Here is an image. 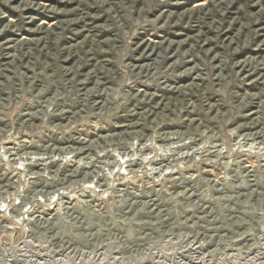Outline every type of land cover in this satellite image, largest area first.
Wrapping results in <instances>:
<instances>
[{"label":"clouds","instance_id":"9594fccd","mask_svg":"<svg viewBox=\"0 0 264 264\" xmlns=\"http://www.w3.org/2000/svg\"><path fill=\"white\" fill-rule=\"evenodd\" d=\"M5 4L19 16L8 23L0 10V56L21 49L23 56L42 53L39 62L30 58L22 65L33 75L17 90L35 110L13 113L25 117L17 135L67 129L85 149L91 139L84 137H95L106 159L117 151L127 159L128 172L109 179L100 154L81 157L85 164L95 161L88 183L99 175L115 189L110 199L89 203L80 199L85 191L79 186L75 192L68 187L78 169L63 176L40 171L38 187L57 193L63 187L75 202L60 213L46 212L47 219L33 216L25 230L31 239L22 233L0 238V264H39L33 257L41 249L55 255L73 247L76 253L91 249L93 264H264V0H66L64 6L0 0ZM65 9L80 21L76 29L55 15ZM48 20L56 24L36 27ZM85 26L87 45L75 35ZM25 28L66 38L54 47L42 36V49ZM10 86L16 85L3 90ZM3 119H10L7 112ZM238 141L246 154L232 158L237 167L228 180L244 198L233 199L229 223L218 230L209 226L215 210L205 204L197 178L210 155L221 148L230 155ZM25 143L35 141L19 147ZM189 167L196 177L186 175ZM39 196L47 200L48 193L24 196L37 213Z\"/></svg>","mask_w":264,"mask_h":264},{"label":"rangeland","instance_id":"374dc122","mask_svg":"<svg viewBox=\"0 0 264 264\" xmlns=\"http://www.w3.org/2000/svg\"><path fill=\"white\" fill-rule=\"evenodd\" d=\"M52 2L58 6H64L66 0H52ZM13 3L18 4L19 0H13ZM183 3L187 4L188 0H183ZM192 6L195 5L193 4ZM176 7H179V5ZM0 10L6 13L2 19L7 20L8 23H11L9 17L14 19L19 16L16 8L9 7L7 4L0 5ZM55 15L69 20V27L73 29H76L77 24L80 23L74 18V14L66 9L55 13ZM43 24L54 26L56 21H41L36 27H40ZM23 31L27 34L29 40H40L39 47L42 49L46 48L45 40L41 39L42 36L52 43L54 47L57 43L63 45L66 38L63 35L47 37L45 33L37 34L34 28H25ZM59 31L57 29V32ZM65 31L67 30L65 29ZM165 31L176 36L182 35V33H172L171 29H160L161 33ZM75 35L80 36L84 40L85 45L88 44L85 38L87 36L86 26L76 31ZM162 39L165 38L157 37V40ZM24 51L26 49H21L20 53L15 50H9L7 55L0 56V115L7 112L10 116V119L0 120V176L4 177V179L0 180V238L9 240L14 239L18 233H22L25 238L31 239L30 232L25 230H30L32 224L35 223L33 216L36 219L41 217L47 219L45 216L46 212L55 211L60 213L67 206L68 201L75 202V196L69 195L67 189L63 187L60 188L58 193L51 187H38L37 178L40 171H47L51 175L58 170L59 174L63 176L69 175L78 169L79 171L75 175L69 176L68 187L75 192L79 186L80 189L85 191V196L80 197V199L83 200L87 197L89 203L96 200L97 196L100 200L110 199V192L115 191V189H109L107 185H104L99 175L91 183L85 180V176L91 173L92 165L95 164V161L85 164L81 157L89 152L94 155L100 154V146L97 144L95 137H84V140L91 139V143L85 149L79 138H73L67 129H64L63 133L52 132L43 134L37 131L35 135H30L27 132L17 135L15 132L14 129L19 128L20 120L25 119V117L16 118L13 113L18 114L20 111L35 110L34 104L27 102V95L24 94L22 99V94L17 90L18 84L24 82V77L33 75L32 68L22 65H27L30 58H37L39 62L38 57L42 55V53L29 52L28 56H23ZM17 56L21 58L16 59ZM70 60L71 57L65 59L66 66H69ZM84 67H86V64H82L80 70L82 71ZM44 74L47 75L46 69H44ZM6 85L16 86H10L8 90H3ZM13 120H15V124H13ZM57 122L59 123L58 120ZM34 123L39 124V119L37 118ZM64 123H67V121ZM12 136L16 138L13 139ZM33 140L35 141L34 144L25 143L22 147H19L20 141ZM234 149L230 155H225L226 148H221L216 154L210 155V158L200 165L201 175L197 178L200 182L199 190L205 197V204L215 210L209 226L214 225L218 230L229 223L228 213L232 209L233 199L236 196L241 199L244 198L239 190L232 188L231 182L228 180L232 171L237 167V164L232 162V158H239L246 154L240 150L239 141L234 145ZM105 156L106 154H100L102 162L100 168L109 179L114 178L116 175L123 176L128 172V161L118 151L112 154L110 159H106ZM251 162L253 161H240V163ZM165 175L171 176L173 173L167 172ZM186 175L196 177V169L189 167L186 170ZM72 181H77L78 183H73ZM156 186L159 187V182H157ZM124 188L125 184L116 185V189ZM168 190L172 191L171 188ZM149 191L151 190L149 189ZM37 192L48 193L47 200L44 196H39L36 201L39 208L42 209L39 213H37V209L32 208L31 205L26 204L24 201V196L34 195ZM20 193H23V195ZM192 196H196V193L193 192ZM138 199L140 198L138 197ZM198 202L199 198H197ZM22 205L24 206L23 208L21 207ZM24 209L27 210L25 211ZM224 230H226V227ZM218 234L223 235V231H219ZM202 246L207 247V245L203 244ZM98 251L102 253L103 248L98 249ZM199 252L200 249H197V253ZM62 253L56 252L55 255H52L46 249H41V255L33 257V260H38L39 264H52L53 261H55V264H93V261L97 259L91 249H81L79 253H76L73 247L72 250L62 249ZM229 254V252L224 253V255Z\"/></svg>","mask_w":264,"mask_h":264}]
</instances>
